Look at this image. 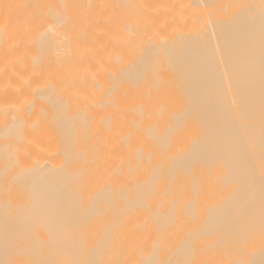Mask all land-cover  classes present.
I'll return each mask as SVG.
<instances>
[{
	"label": "bare ground",
	"instance_id": "6f19581e",
	"mask_svg": "<svg viewBox=\"0 0 264 264\" xmlns=\"http://www.w3.org/2000/svg\"><path fill=\"white\" fill-rule=\"evenodd\" d=\"M0 264H264V0H0Z\"/></svg>",
	"mask_w": 264,
	"mask_h": 264
},
{
	"label": "rangeland",
	"instance_id": "374dc122",
	"mask_svg": "<svg viewBox=\"0 0 264 264\" xmlns=\"http://www.w3.org/2000/svg\"><path fill=\"white\" fill-rule=\"evenodd\" d=\"M178 1L182 2L183 0H178ZM122 7H123V6H122ZM116 8L121 9L120 6H118V7L116 6ZM119 9H116V10H119Z\"/></svg>",
	"mask_w": 264,
	"mask_h": 264
}]
</instances>
